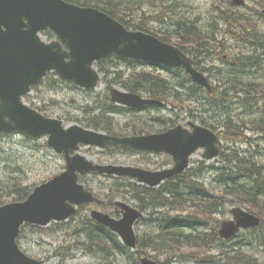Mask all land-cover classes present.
Wrapping results in <instances>:
<instances>
[{
  "label": "rangeland",
  "instance_id": "1",
  "mask_svg": "<svg viewBox=\"0 0 264 264\" xmlns=\"http://www.w3.org/2000/svg\"><path fill=\"white\" fill-rule=\"evenodd\" d=\"M109 1L113 4H121L120 8L126 14V19L133 26L144 21L149 30L165 33L170 38H174L175 41L178 39L175 30L182 23H188L190 26L202 30L200 33L204 36H208L204 44V46H208L201 49L198 54L193 53V56L198 69L205 73L214 85L212 92L205 93L196 84L188 80L178 84L176 78L169 85V92L180 93L189 100L187 104L190 108L187 109L186 113L177 111L176 114L172 115L177 123L184 125L187 120L201 122L219 135L221 151L212 161L205 163L209 167L206 169L196 167L201 160V151H197L191 158V166L195 168L164 182L162 186L164 194L167 193V195L165 194L166 200L171 198L174 201L167 203L164 200L162 205L165 206L160 209V216L154 214L149 223L141 221L136 225V232L144 234L142 241L153 240L152 245L156 244L158 239L155 238L154 232L159 225L165 228L170 224V228L177 232V238L184 241L188 238L189 233L200 230L198 224L189 218L167 217L177 214L179 209L176 199L187 201L192 193H199L202 198H207L209 196L207 190L211 189L213 192L218 191V193L225 195L228 198L227 201L231 203L219 204L215 208V213L211 214L213 217L208 222L209 227L212 225L218 227L221 220L230 218V208L240 205L234 202L250 204L252 201H257L259 204H263L264 130L259 126L256 128V124L264 118V35L244 28L241 23V16L232 14L226 7L220 10L219 16L233 15V18L230 20L220 19L219 16L211 18L215 14L214 7L211 5L222 2L221 0ZM263 7L264 0H245V6L239 8L240 13L247 16L260 32H264V18L259 14ZM223 23L226 25L224 31L219 29L220 24ZM214 50H226L229 53V64L216 59ZM223 54L226 55L224 52L221 56ZM121 65L122 70L130 74V70L124 64ZM156 68L141 63L136 70L158 72L164 78L167 76L171 78L179 74L176 70ZM107 79H111V74L107 75ZM106 85L107 83H102L92 94L62 86L52 89L38 87L29 93L25 98V103L31 106L32 104L42 106L44 114L59 118L63 120L64 125H68L69 122H73L72 120H83V107L96 95L102 97V91ZM111 86L120 88L113 83ZM169 107L163 110L153 109L151 113L169 115ZM106 111L109 110L105 108ZM148 113L144 112V114ZM131 118H138V116L132 115ZM114 121L121 128H124L123 116L116 115ZM140 122L141 120H136L135 125ZM258 124L262 125V123ZM240 125H249L254 131L246 132L247 136L244 137L238 136L237 131L232 132L231 129H237ZM36 142L21 141L18 136L0 139V184L11 176L10 170L5 168V165L2 166L4 157L11 158L10 168L13 169L16 163L22 166V179L25 184L29 185H38L52 176L54 172L62 169L61 158L43 147V139ZM79 152L97 163L133 165L149 170L170 166V158L165 154L99 152L97 148L87 146H82ZM254 157L256 158L254 159ZM87 180L96 189V183L106 181V178L90 176ZM189 180L191 182H188ZM123 187V183H118L114 186V190ZM194 187L197 189L196 192H194ZM144 204L148 207L151 201H145ZM245 204L243 205L246 207ZM187 207L188 204L183 202L181 208L187 209ZM145 218H148V214L145 215ZM89 225L87 221H81L77 224V234H85ZM63 229L67 231L68 226H64ZM60 233L65 234L61 231ZM46 234L47 232L41 233L35 229L25 228L19 246L28 254L39 257L43 261L42 264H105V261L96 256H90L72 247H67V241L54 240L47 237ZM210 244L220 254L213 256L209 262L198 258L191 261L185 256L184 259L181 258L183 260L180 262L174 258L169 259L173 260L170 261V264H233L224 256L226 242L223 239L215 237ZM58 246H61L63 251H67L70 255L65 259L53 256L52 250ZM154 246H143L142 249H156L158 247L157 245ZM182 251L187 255L188 252H193L185 249ZM150 252L147 251V254ZM212 253L217 254L216 251H211L210 254L212 255ZM151 254L154 253L151 252ZM257 256L261 264H264V249ZM158 259L166 260L163 256Z\"/></svg>",
  "mask_w": 264,
  "mask_h": 264
},
{
  "label": "water",
  "instance_id": "2",
  "mask_svg": "<svg viewBox=\"0 0 264 264\" xmlns=\"http://www.w3.org/2000/svg\"><path fill=\"white\" fill-rule=\"evenodd\" d=\"M241 3L242 0H234ZM264 11V10H263ZM50 29L60 41L44 43L38 32ZM111 53L119 57L149 60L167 65H181L197 83L210 86L203 75L192 67V59L172 45L143 32L125 29L117 20L95 8L79 7L64 0H0V132H21L29 137L49 135L48 144L63 152L67 170L46 184L37 187L27 200L0 207V264H37L21 253L14 244L19 225L23 221L46 224L51 219L62 220L74 213L71 203H82L92 197L76 184L74 169L127 175L149 186L181 173L188 166V156L198 147H204L202 157L212 159L218 154L217 136L209 129L191 124L192 132L181 126L165 133L122 139L104 137L73 125L63 129L61 121L45 118L20 103L21 95L38 82L48 71L55 70L62 78L90 88L97 84L98 73L92 68L95 60ZM113 101L129 106L151 103L133 94L111 90ZM158 103V102H155ZM79 143L100 147L122 143L130 147L165 151L173 157L174 166L159 172H148L131 167L98 166L78 154L70 157ZM119 221L100 216L115 229L128 246H135L132 222L141 214L123 206ZM233 220L221 222L219 235L227 238L240 227H252L259 219L239 208L231 210ZM141 264H157L147 258Z\"/></svg>",
  "mask_w": 264,
  "mask_h": 264
},
{
  "label": "trees",
  "instance_id": "3",
  "mask_svg": "<svg viewBox=\"0 0 264 264\" xmlns=\"http://www.w3.org/2000/svg\"><path fill=\"white\" fill-rule=\"evenodd\" d=\"M70 2H74L76 4L82 5V6H93L96 8H99L105 12H107L112 17L118 19L121 21L126 27L129 28L130 22L128 20H125L126 14L123 12V10L120 8L121 4H113L109 0H68ZM220 19L223 20H230V18H233V15H226L225 16H219ZM227 24V23H226ZM130 28L134 30H141L145 32H149L148 27L146 26L145 22H139L135 24V26L131 25ZM192 30H198L194 26H190L188 23H182L177 26V29L175 32L178 34V39L176 40L177 46L181 48L182 50L189 52L191 49H195L193 53L198 54L201 52V49L205 48L204 46L206 39L208 36H204L200 32H196L195 36H189V33ZM49 37L52 36V34L49 32L47 33ZM160 39L166 42H170V37L162 33V36H160ZM199 47L200 49L191 46L194 44ZM190 53V52H189ZM106 62L110 63L111 70L107 71L105 68L101 65L100 70L108 73L113 71V78L109 82L118 83L120 85H123V87H127L129 91H142L146 94H148L150 97L153 98H159L164 101H168L171 104H173L176 100H182V99H188L186 97L182 98V94L180 93H173L169 92V85H171L170 82L166 81L165 79H162L160 76L155 75L153 73L148 72H136L131 75V79L127 80L126 78H122V73L116 71L117 68L115 58L114 57H108L105 59ZM129 61V60H127ZM178 84L181 83L184 80H187L184 76L178 77L177 79ZM173 81V80H172ZM184 96V95H183ZM105 108H107L109 111L105 112ZM96 109V108H95ZM98 113L95 114L94 108L85 107V113H87V126H93L94 128H101L103 130H109L111 125V113H116L118 111V108H115L111 103H108L106 106L102 108H97ZM264 125V123H263ZM243 126L240 125L237 127V129L232 128L231 131L235 132L237 131L238 136H243ZM261 127L264 130V126L256 124V127ZM130 131L132 133H141L144 131L143 128H138L136 126L131 127ZM244 137V136H243ZM250 164V162H249ZM247 167V165H246ZM188 172V171H187ZM179 178V177H178ZM171 183H174L173 181H169ZM188 182H191L190 180ZM124 187L120 188L115 191L114 196H122L123 194H129V198L134 200L137 204V206L142 211H147L149 213V221L150 218L153 217L154 214L161 215L160 209L163 208L165 205H162V203L167 201V203H172L174 199L167 198V193L164 194L163 192V186H161L158 189H150L144 186H137L132 183H123ZM190 185V184H189ZM173 188V186H172ZM1 190L6 191L11 196L14 197V199H23L28 194V187L22 186L21 182L18 179H13L9 184L4 185ZM196 187H194V192H196ZM209 196L201 197L199 193H192L189 196V200L182 201L180 199H176L178 202V211L176 215H168L167 217H174L175 219L184 217L182 215V212H184L185 209L181 208L183 207V202L188 204L189 209H193L192 216L195 220H198V224H201L202 217H205L207 215V212L211 214V212L215 211V208L219 205L220 201L228 200L225 195L218 193V191L213 192V190L208 189L207 190ZM3 197L0 195V200H2ZM253 200V199H251ZM145 201H151L150 206H146L144 204ZM250 208L253 211H256L259 216L262 218V223L259 227L252 229L249 232V235L246 237V240H248V243H246L243 246V250L241 246H238L237 248H233L231 250L225 251V256H228L231 252L236 253L235 255H232L228 257L230 259V262L233 264H259L255 263V252L257 250V246H264V202L263 204H259L257 201H252V203L249 204ZM172 206V205H171ZM188 218V216H185ZM87 221L90 225L88 230L86 229L85 234H77V224H79L81 221ZM170 224L167 225L165 228H162L160 225L154 232L155 238L158 239L156 244L158 247L156 249H150L151 251L155 252L156 256H164L166 260L170 259L172 256L176 254V251H180L182 248V245L185 243H189L192 241L190 246L194 247L196 250H209L211 247L210 242L214 239L215 234L213 233H206L201 230L195 231V233L188 234V238L184 240H179L177 238V232L175 230H172L170 228ZM191 236L193 239L191 240ZM70 237H75L77 242L81 244H88V246H91L94 252L105 254L106 257L110 255H115L116 253H119L121 255L124 254L125 258V264H138L137 258H135V253L130 252L129 249L122 246L119 241L117 240L116 236L109 231L104 230L103 228L100 229L96 223L90 221L87 217L85 219H79L75 222L74 229L72 233H70ZM81 237V238H80ZM144 238V235H142ZM143 238H141L140 241H138L137 244V253H143L145 249H142V247H153L152 241L148 239L146 241H142ZM251 238L255 240L254 243ZM237 245L238 242H236ZM155 247V246H154ZM246 250H250V253H246ZM165 263V262H164ZM166 264V263H165Z\"/></svg>",
  "mask_w": 264,
  "mask_h": 264
},
{
  "label": "bare ground",
  "instance_id": "4",
  "mask_svg": "<svg viewBox=\"0 0 264 264\" xmlns=\"http://www.w3.org/2000/svg\"><path fill=\"white\" fill-rule=\"evenodd\" d=\"M220 107V106H219ZM246 115V114H245ZM250 115V114H249ZM245 118V117H244ZM252 119V118H251ZM260 120V119H259ZM248 122V121H247ZM252 122V121H251ZM259 122V121H258ZM253 123V122H252ZM256 124V123H255ZM251 125V124H250ZM254 125V124H253ZM208 128V127H207ZM210 129V128H209ZM213 131V130H212ZM214 132V131H213ZM215 133V132H214ZM217 134V133H216ZM217 138H218V153H220V151H221V149H220V145H219V143H220V139H219V135L217 134ZM243 144H245V143H243ZM261 150V149H260ZM219 155V154H218ZM217 155V156H218ZM217 156H215V157H217ZM215 157H213V158H215ZM212 158V159H213ZM236 161V160H235ZM235 166V165H234ZM173 177H175V176H173ZM173 177H171V178H173ZM171 178H169V179H171ZM152 219V218H151ZM152 221V220H151ZM155 224V223H154ZM154 227V226H153ZM183 227V226H182ZM89 228V227H88ZM199 228V227H198ZM177 229V228H176ZM124 255V254H123Z\"/></svg>",
  "mask_w": 264,
  "mask_h": 264
}]
</instances>
